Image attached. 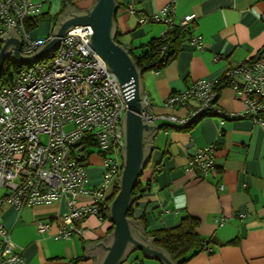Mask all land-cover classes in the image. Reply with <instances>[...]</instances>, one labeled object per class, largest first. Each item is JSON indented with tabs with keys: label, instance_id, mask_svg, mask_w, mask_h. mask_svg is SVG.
Returning a JSON list of instances; mask_svg holds the SVG:
<instances>
[{
	"label": "crops",
	"instance_id": "crops-1",
	"mask_svg": "<svg viewBox=\"0 0 264 264\" xmlns=\"http://www.w3.org/2000/svg\"><path fill=\"white\" fill-rule=\"evenodd\" d=\"M31 1L41 5L42 13L30 36L41 40L52 35L55 18L66 5L82 10L94 0ZM115 1L117 42L135 55L141 53L142 45L169 29L165 23L149 20L162 7L172 4L177 22L193 15L188 31L177 43L175 58L160 70L142 73L143 93L151 102L152 114L184 117L196 107L195 102L167 107L164 99L169 94L198 79L216 84L229 68L250 59L264 60V0ZM235 77L241 79L239 73ZM216 107L222 116L205 115L187 130L173 128L178 123L154 121L158 127L169 126L147 138L152 148L138 180L142 190L136 193L128 217L141 220L147 238L157 229L177 225L185 215L197 219L195 232L207 247L182 264H264V127L244 115L245 101L231 83L218 90ZM209 146L213 147L214 166L197 177L191 171L192 162ZM89 165L86 187H97L103 180V157L92 154ZM114 190L109 189V198ZM78 200L89 201L86 197ZM66 212L65 199L20 209L0 205V225L22 249L23 264H92V258L82 259L83 244L110 234L113 223L109 217L91 214L82 223V235L64 240L55 233L57 217ZM39 221L49 222L50 229L39 233ZM120 264L162 262L134 250Z\"/></svg>",
	"mask_w": 264,
	"mask_h": 264
},
{
	"label": "built area",
	"instance_id": "built-area-1",
	"mask_svg": "<svg viewBox=\"0 0 264 264\" xmlns=\"http://www.w3.org/2000/svg\"><path fill=\"white\" fill-rule=\"evenodd\" d=\"M173 8L172 4L165 5L149 20L169 27L188 26L193 15L177 22ZM129 9L134 10L133 6ZM41 13V5L31 0H0V37L11 28L20 37V53L34 52L52 37L40 40L30 36L26 24L37 20ZM92 33L89 25L74 27L59 39L54 50L23 65L0 85V205L20 209L65 199L67 212L57 217L55 233L64 240L82 235L87 216L100 215L109 199V189L119 183L122 169L121 121L128 104L117 74L106 70L103 59L87 43ZM2 45L0 40V48ZM237 73L240 80L235 77ZM225 75L237 96L245 101L244 115L264 127V117H258L264 112V60L229 68ZM217 95L215 81L204 78L169 94L164 99L167 107H184L188 101L196 104L187 115L178 117L152 114L151 102L143 93L142 116L146 121L158 119L181 125L197 116H222L216 107ZM88 138L98 144L95 150L87 148L91 155L105 153L103 180L92 188L86 187L91 155H86L84 144H79ZM212 151L209 146L195 155L191 171L197 177L205 176L214 166ZM219 189H223L222 184ZM79 197L89 201L80 202ZM49 229V222H37L39 233ZM23 263L22 249L13 242L10 231L0 225V264Z\"/></svg>",
	"mask_w": 264,
	"mask_h": 264
},
{
	"label": "water",
	"instance_id": "water-1",
	"mask_svg": "<svg viewBox=\"0 0 264 264\" xmlns=\"http://www.w3.org/2000/svg\"><path fill=\"white\" fill-rule=\"evenodd\" d=\"M115 0H94L89 8L78 10L66 5L59 15L51 39L41 44L30 54L20 53V37L9 28L0 37V72L5 59L11 55L21 65L36 62L58 45L59 39L76 26L89 25L93 33L87 43L105 62L106 70L115 72L119 86L128 108L122 117L123 146L121 148L122 169L119 176L118 193L109 203V219L113 223L110 234L103 238L83 244V258H92V264H120L134 250L141 251L146 257L155 258L162 264H176L169 253L156 246L153 238H147L141 220L128 217L133 203L132 191L149 159L154 136L159 127L154 121H146L142 116L144 109L142 70L139 69L127 49L116 40Z\"/></svg>",
	"mask_w": 264,
	"mask_h": 264
},
{
	"label": "trees",
	"instance_id": "trees-1",
	"mask_svg": "<svg viewBox=\"0 0 264 264\" xmlns=\"http://www.w3.org/2000/svg\"><path fill=\"white\" fill-rule=\"evenodd\" d=\"M36 25L37 20L29 21L26 24L29 31L34 29ZM188 26H186L185 28L179 26L169 27V29H167L161 37L153 38L142 45L143 50L139 55L132 54L131 51H129L135 65L142 70V73L149 70H160L161 68L165 67L175 58L178 52L177 43L181 41V39L185 35V32L188 31ZM118 36L119 33L116 32V41ZM254 61L256 60L250 59L246 63H251ZM22 67L23 65L19 64L17 61H14L11 56H8L5 59L2 70L0 72V85L6 83V81L10 79L14 75V73L18 72V70ZM230 83V79L226 75H224L218 81H216L215 88L218 91L223 86L229 85ZM202 117L203 116H197L188 124H177L173 128L178 130H187ZM258 117H264V112L259 113ZM168 126V124H161L159 128L165 130L168 128ZM79 144H84L82 146V149H86L84 150V152H86V155H91V150H87L89 146L93 147V149L95 150L98 145L95 139L90 138H88V140H85V142H80ZM79 144L77 143V147L79 146ZM98 154L100 156L105 155L104 152L100 151H98ZM118 190V185H116L113 195L109 199H107L105 205L100 211L101 217H109L108 206L112 199L118 193ZM141 190L142 189L137 182L131 194L132 198H136V193L140 192ZM130 210L131 209H129L127 216L131 215ZM197 224V219L189 215H185L181 218L180 222L177 225L173 227L157 229L151 232L149 235L153 238L154 244L156 246L165 249L171 256V258L177 262V264H182L191 256L201 251L202 248L207 247V242L199 239L198 235L195 232V227L197 226Z\"/></svg>",
	"mask_w": 264,
	"mask_h": 264
},
{
	"label": "rangeland",
	"instance_id": "rangeland-1",
	"mask_svg": "<svg viewBox=\"0 0 264 264\" xmlns=\"http://www.w3.org/2000/svg\"><path fill=\"white\" fill-rule=\"evenodd\" d=\"M90 165L87 166V168L89 167Z\"/></svg>",
	"mask_w": 264,
	"mask_h": 264
}]
</instances>
